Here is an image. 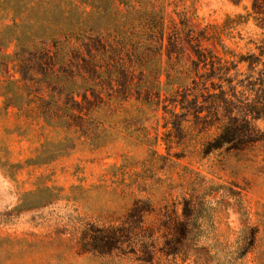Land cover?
<instances>
[{"label": "rangeland", "instance_id": "1", "mask_svg": "<svg viewBox=\"0 0 264 264\" xmlns=\"http://www.w3.org/2000/svg\"><path fill=\"white\" fill-rule=\"evenodd\" d=\"M82 35L109 57L101 74L120 63L134 73L140 100L98 110V144L66 150L63 128L5 106L4 93L19 77L17 41L64 54ZM193 43L229 63L260 58L238 62L224 85L241 120L264 64V0H0V264H264V117L252 122L257 140L205 152L216 128L198 131L178 102L193 95ZM135 203L143 219L127 217ZM101 227L119 242L94 253L84 235Z\"/></svg>", "mask_w": 264, "mask_h": 264}, {"label": "trees", "instance_id": "2", "mask_svg": "<svg viewBox=\"0 0 264 264\" xmlns=\"http://www.w3.org/2000/svg\"><path fill=\"white\" fill-rule=\"evenodd\" d=\"M16 17H20V14L15 13L14 18ZM15 25L22 27V19ZM14 39L18 40L17 37ZM75 39L76 42L64 54L51 51L45 41L39 43L17 41L11 60L19 77L8 80L4 93L5 106L13 105L19 110L26 109L28 115L34 113L40 116L47 125L63 128L66 135L58 145L70 144L67 145L66 150L74 148L75 139L79 138L86 139L90 145L98 144V140L101 139L99 135L101 128L98 124L91 122L98 110L112 103L120 104L127 101L134 96V93L137 94L134 99L140 100L138 97L140 88L136 87L133 81L134 73L126 69L125 65L120 63L115 73L107 70L105 74H101L99 68L102 61L109 64V57H105L100 51L99 39L90 35H82L81 39L77 37ZM154 45L156 46L153 51L159 53L163 44L160 42ZM220 45L223 46L222 43ZM226 51L228 50H225V53ZM193 52L195 55L193 95L188 97L186 92L180 94L178 90L173 95H181L178 101L180 107L187 108V114H193L198 131L216 128L217 133L207 143L205 152L221 149L223 146L227 149H240L257 140L255 137L257 129L252 122L264 117V91L262 90L264 82L261 81L264 75V64L260 69V76L255 81L248 82L250 86L248 88L254 93H251L252 99L248 100L247 97L245 104L240 107L244 114L241 120L233 115V110L237 107L228 96L229 93L224 89V85L233 89L229 71L237 67L238 62L247 60L251 68L260 62V58L249 55L246 59L241 55L239 60L229 63L228 60L195 43H193ZM260 54L262 55L263 51ZM57 63L60 68L55 71L54 67ZM201 68L205 71L200 72ZM16 81L20 83L19 93L8 88L17 83ZM110 90L114 92L109 94ZM54 93L63 94L64 101L60 103L58 98L53 96ZM199 97H202V101H198ZM203 111L206 113L201 115ZM172 115L179 116L175 112ZM183 119L182 116L181 120ZM70 134L75 136L70 137ZM137 204L135 203L129 209L127 217H131L136 211L143 219L144 210H139ZM84 242L94 253H107L117 246L119 239H117L115 227H101L96 228L95 232L85 233ZM142 244V239L129 241V245L133 247H141Z\"/></svg>", "mask_w": 264, "mask_h": 264}]
</instances>
